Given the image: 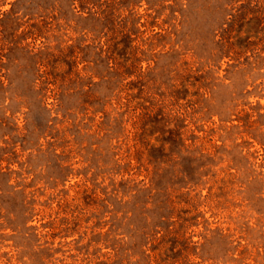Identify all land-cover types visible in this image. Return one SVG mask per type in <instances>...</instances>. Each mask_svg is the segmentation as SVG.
<instances>
[{
  "label": "rangeland",
  "instance_id": "obj_1",
  "mask_svg": "<svg viewBox=\"0 0 264 264\" xmlns=\"http://www.w3.org/2000/svg\"><path fill=\"white\" fill-rule=\"evenodd\" d=\"M0 264H264V0H0Z\"/></svg>",
  "mask_w": 264,
  "mask_h": 264
},
{
  "label": "trees",
  "instance_id": "obj_2",
  "mask_svg": "<svg viewBox=\"0 0 264 264\" xmlns=\"http://www.w3.org/2000/svg\"><path fill=\"white\" fill-rule=\"evenodd\" d=\"M107 7H106V9L105 10H103L102 11V15H103V17L106 19V17H107V19L111 16V14H109V12H108V10L109 9H107L108 8V5H106Z\"/></svg>",
  "mask_w": 264,
  "mask_h": 264
}]
</instances>
